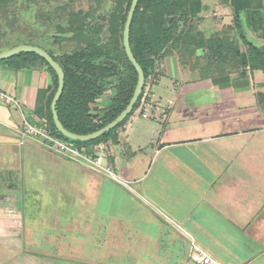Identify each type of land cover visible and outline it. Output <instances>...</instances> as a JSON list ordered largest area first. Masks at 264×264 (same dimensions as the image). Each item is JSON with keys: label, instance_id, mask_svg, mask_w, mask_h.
<instances>
[{"label": "crops", "instance_id": "1", "mask_svg": "<svg viewBox=\"0 0 264 264\" xmlns=\"http://www.w3.org/2000/svg\"><path fill=\"white\" fill-rule=\"evenodd\" d=\"M157 71L147 89L150 117L143 118V107L136 110L116 140L92 148L124 182L88 167L67 170L86 177L96 201L102 190L120 204V211L109 213L108 227L98 229L114 244L103 249L109 259L99 264H194L192 242L223 264H264L262 72L203 80L176 56L166 57ZM53 91L46 67L17 71L0 63V92L15 101L0 100V164L9 162V178L25 151L22 124L48 121ZM109 97L111 92L97 100L93 113L106 108ZM20 204L22 213L23 199Z\"/></svg>", "mask_w": 264, "mask_h": 264}, {"label": "trees", "instance_id": "2", "mask_svg": "<svg viewBox=\"0 0 264 264\" xmlns=\"http://www.w3.org/2000/svg\"><path fill=\"white\" fill-rule=\"evenodd\" d=\"M50 5L57 0H36ZM108 38L102 40L103 28L93 23L83 11L70 12L68 26L61 33L70 37L54 35L56 40H68L73 48L59 56L47 51L63 68L65 89L57 104L59 119L66 130L76 135L97 132L115 120L130 102L138 82V73L124 48V26L132 0H113ZM205 0H140L131 25L130 46L133 55L145 74L142 94L129 116L116 128L88 142L74 141L64 137L56 128L50 108L49 131L55 137L72 143L95 158L92 148L102 142L116 140L119 129L142 108L147 89L159 77L160 62L176 56L180 62L188 54L201 49L205 52L206 65L201 79H215L235 72L239 65L250 71L264 73V0H219L223 8L233 14L234 38L216 37L205 39L199 31ZM15 0H0V15L13 8ZM54 9H76L73 1L59 4ZM97 19H104L103 15ZM105 20V19H104ZM250 31L255 32L256 39ZM258 40V41H257ZM260 42V43H259ZM20 71L46 67L53 77L52 104L58 88L55 70L37 54L19 53L0 61ZM186 66V65H185ZM194 70V69H193ZM114 80V87H107V80ZM111 92L110 104L97 113L91 106ZM148 101V100H147Z\"/></svg>", "mask_w": 264, "mask_h": 264}, {"label": "rangeland", "instance_id": "3", "mask_svg": "<svg viewBox=\"0 0 264 264\" xmlns=\"http://www.w3.org/2000/svg\"><path fill=\"white\" fill-rule=\"evenodd\" d=\"M69 1H73L76 9H54ZM113 5V0H57L47 6L36 0H15L13 8L0 15V48L32 45L57 56L71 52L73 48L68 45L69 41L62 38L56 40L54 35L71 36L61 32L67 28L72 11L89 14L93 23L102 26L101 37L106 40ZM204 5L199 23L203 37L206 40L216 37L233 39L232 11L223 8L219 0H205ZM102 15L105 20L97 19ZM250 35L256 39L255 32L250 31ZM183 61L190 70L194 69L200 75L207 74L202 70L206 65L203 50L188 54ZM237 70L249 69L239 65ZM258 81L260 85L264 84L263 72ZM114 84L113 79L107 80L108 88L114 87ZM110 102L109 97L107 106ZM17 122L20 124L18 119ZM21 127L25 129L24 123ZM40 140L28 136L24 138L23 150L35 148L42 154L36 152L35 156L30 154L32 157L28 158L23 151L22 162L18 161L10 169L11 178L5 167L9 162L2 161L0 164V171H3L0 175L3 197L0 199V264H99L101 259H109L103 249L111 248L113 241L108 242L106 234L98 232V229L108 227L105 221L109 220V213L120 211V204L115 202L114 196L108 199L102 190L97 191L99 198L96 201L86 177H72L67 173L70 167L86 170V166ZM14 168L18 172L14 173ZM96 173L106 177L102 172ZM15 194L16 198L13 197ZM29 226H32L31 231Z\"/></svg>", "mask_w": 264, "mask_h": 264}, {"label": "water", "instance_id": "4", "mask_svg": "<svg viewBox=\"0 0 264 264\" xmlns=\"http://www.w3.org/2000/svg\"><path fill=\"white\" fill-rule=\"evenodd\" d=\"M140 0H132V4L130 7V10L128 12V16H127V20L124 26V48L126 51V54L128 56V59L130 60V62L132 63V65L134 66V68L136 69L137 73H138V82H137V86L135 88V91L133 93V96L130 100V102L128 103V105L126 106V108L122 111V113L115 119L113 120L110 124H108L106 127H104L103 129L94 132L92 134L89 135H76L73 134L71 132H69L68 130L65 129V127L63 126V124L61 123L58 113H57V104L58 101L60 100L64 89H65V73L63 68L60 66V64L45 50H43L42 48H39L37 46H32V45H19L16 46L14 48H11L7 51H3L0 52V61L5 60L9 57H12L14 55H17L19 53H34L39 55L40 57H42L43 59H45V61L50 65V67H52L57 76H58V88L57 91L54 95L52 104H51V110H52V115H53V121L54 124L57 128V130L66 138L70 139V140H74V141H81V142H88L91 140H95L99 137H101L103 134L111 131L112 129L116 128L121 122H123L128 116L129 114L133 111L134 106L136 105V103L138 102L144 85H145V74L144 71L142 69V67L139 65V63L137 62V60L135 59L133 52L131 50V46H130V33H131V25H132V21L134 19V15L136 12V9L138 7Z\"/></svg>", "mask_w": 264, "mask_h": 264}, {"label": "built area", "instance_id": "5", "mask_svg": "<svg viewBox=\"0 0 264 264\" xmlns=\"http://www.w3.org/2000/svg\"><path fill=\"white\" fill-rule=\"evenodd\" d=\"M0 99L8 104L14 103V99L9 95H6L0 92ZM147 95L142 100L143 107V118H149L150 103L147 101ZM24 134L26 137H34L39 140H44L46 144L56 150L57 152L67 154L68 156L74 157L79 160L84 166L92 169L96 172H102L106 177L115 180L118 183L124 182L123 179L114 171L113 168L108 166L103 158H92L84 150H80L75 147L72 143L65 142L54 135L49 131V122L44 120L43 123L39 126L27 124L25 125ZM40 140V141H41ZM39 141V142H40ZM42 143V142H41ZM190 261L194 264H223L220 261L212 258L208 253H206L201 247H199L195 242H192L191 251H190Z\"/></svg>", "mask_w": 264, "mask_h": 264}]
</instances>
